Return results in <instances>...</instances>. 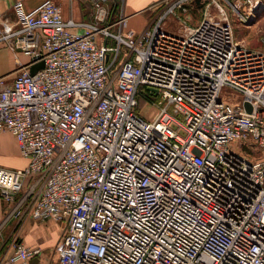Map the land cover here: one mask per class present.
Returning <instances> with one entry per match:
<instances>
[{
	"label": "built area",
	"instance_id": "2783aa9c",
	"mask_svg": "<svg viewBox=\"0 0 264 264\" xmlns=\"http://www.w3.org/2000/svg\"><path fill=\"white\" fill-rule=\"evenodd\" d=\"M86 1L91 22L0 9V43L29 58L0 75V133L28 160L0 165L5 215L63 223L55 261L21 239L0 264H264V49L229 14L251 26L264 0H158L142 31L125 0Z\"/></svg>",
	"mask_w": 264,
	"mask_h": 264
},
{
	"label": "rangeland",
	"instance_id": "374dc122",
	"mask_svg": "<svg viewBox=\"0 0 264 264\" xmlns=\"http://www.w3.org/2000/svg\"><path fill=\"white\" fill-rule=\"evenodd\" d=\"M229 14L233 17L235 22V36L236 39L244 42L248 47L255 49H264V12L259 18L251 24V26L245 27L235 17V14L229 10ZM155 14L152 9L148 7L143 11L135 14L129 20L130 27L137 31H142L153 20ZM201 16V12L194 14L193 20L197 21ZM167 27L171 30L178 29L180 27V21L173 16H169L167 19ZM7 45L0 43V75L7 74L14 69L10 70V65L14 59ZM7 48V49H6ZM148 95L153 98H157L150 91L145 89ZM233 94H237L232 88L224 87L222 89V96L225 100H229L233 97ZM237 98L232 101L234 103H240L242 101V95L237 94ZM143 113L149 115L153 112L151 105L145 104V100L140 102ZM152 110V111H151ZM12 137L15 139L14 135ZM232 147L238 150H242V147L238 143H232ZM238 146V147H237ZM262 153H260L261 155ZM259 155V153H255ZM28 160L19 152L18 144H13L11 137L5 132L0 133V164L13 167L23 168L27 165ZM63 230V223L53 219L39 221L32 218L18 220L16 216L5 215V212L0 220V262L3 256L6 255L8 249L14 241L23 240L26 244L31 246H40L41 243H46L44 252L47 255V259L55 261V255L52 253L58 238Z\"/></svg>",
	"mask_w": 264,
	"mask_h": 264
},
{
	"label": "crops",
	"instance_id": "0c3cea01",
	"mask_svg": "<svg viewBox=\"0 0 264 264\" xmlns=\"http://www.w3.org/2000/svg\"><path fill=\"white\" fill-rule=\"evenodd\" d=\"M15 1L16 0H0V9H1L4 16L10 17V18L15 17V12H14V8H13V3ZM43 1L44 0H23V3H24V6L27 10H32V9L36 8ZM54 1H56L58 4L61 5V7L63 9L64 16L66 19H73L74 21H77V22H91V21H93L94 8H93L92 4H90L86 0H54ZM156 1H158V0H125L123 7L120 6V9H117V13H119V14L124 13L125 15H128L129 18L131 19V17L133 15L138 14L139 12L143 11L144 9H146L148 6H150L151 4H153ZM78 29L81 30L82 28H78ZM10 52H11V54L13 53L12 55L14 56L12 64L10 65V67H11L10 70H12L16 67L17 59H20L22 62H27L29 59L28 56H26L25 54L18 53L16 55L11 50H10ZM5 133L11 137L13 144L16 145V141L12 137V134L9 132H5ZM0 165H2V164H0ZM7 167H9V166H7ZM7 207H8V204L0 196V220H1L4 212L6 211ZM39 245L41 248H44L45 246H47L46 243H41Z\"/></svg>",
	"mask_w": 264,
	"mask_h": 264
},
{
	"label": "water",
	"instance_id": "95a60500",
	"mask_svg": "<svg viewBox=\"0 0 264 264\" xmlns=\"http://www.w3.org/2000/svg\"><path fill=\"white\" fill-rule=\"evenodd\" d=\"M43 65H44V63L42 62L41 66H43ZM35 71H36V68H33L32 72H35ZM150 89H151V91H154L155 93L157 92V90L154 89V88H150ZM246 108L250 111L251 110V105L249 103H246ZM36 262H37V259L33 260L32 264H35Z\"/></svg>",
	"mask_w": 264,
	"mask_h": 264
}]
</instances>
